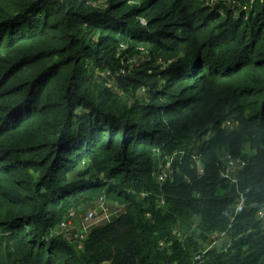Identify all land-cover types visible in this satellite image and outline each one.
I'll return each mask as SVG.
<instances>
[{
    "label": "trees",
    "instance_id": "16d2710c",
    "mask_svg": "<svg viewBox=\"0 0 264 264\" xmlns=\"http://www.w3.org/2000/svg\"><path fill=\"white\" fill-rule=\"evenodd\" d=\"M100 2L0 0V264H264V0ZM100 198L80 254L46 240Z\"/></svg>",
    "mask_w": 264,
    "mask_h": 264
},
{
    "label": "rangeland",
    "instance_id": "374dc122",
    "mask_svg": "<svg viewBox=\"0 0 264 264\" xmlns=\"http://www.w3.org/2000/svg\"><path fill=\"white\" fill-rule=\"evenodd\" d=\"M106 0H101V4H103ZM199 2V5L200 7L203 6V8H205V10L209 13H212L213 11H218L220 13V17L218 18H215V17H212V19H215L212 23L214 24V22L218 21L222 23L225 21L226 19V16H227V13H226V8H231V10H234L235 7H238L240 9H242L243 11H248L249 9V4L251 3L252 0H197ZM104 5V4H103ZM221 6L225 7V8H221ZM237 8V9H238ZM235 9V14L234 16L235 17H238L239 16V11ZM247 9V10H246ZM203 27L202 29V32L201 33H204V38L205 40L204 41H207V38L209 37V35L205 36V34H209V26L205 24H202L201 25ZM135 62V60H134ZM108 75H110V73H108ZM145 92V91H144ZM143 91L140 92V94L138 93V96L139 98H141V96L143 95L144 93ZM7 149V148H6ZM7 151H10V150H7ZM3 152H1V155H2ZM0 155V159H3V158H7L9 160H12V161H16V158L17 156L14 155L13 153L11 154V152H8L6 155ZM240 164H242V162H240ZM81 166L75 170H73V175L75 173V175H77V173L79 172V174H82L83 172H85V177L86 176H93V175H96L99 179L102 180V182L104 181H111L113 185H118V182L113 180V179H109L107 178L106 179V172L105 171H100L99 173L97 172L96 169H92V165L91 163H86V161H82V163L80 164ZM102 167H107L106 164L102 163L101 164ZM15 167L18 168V175H19V178H20V184L19 186L14 182V185L13 184H10V187H12L11 189L15 190V191H18L20 187H24V189H32V187L35 184V182L37 181V173L35 172V170H32L31 168H28V169H25L24 167H19V164H16ZM77 171V172H76ZM71 173V174H72ZM72 177V175H71ZM25 183V184H24ZM117 207L116 206H109L107 201L105 199H102L100 198L98 201L94 202L93 203V206H85L83 207V209L80 211V212H76V213H71L70 216L68 217H65L60 223L59 225L61 224L62 226V222L65 221V227H60L59 225L54 228L46 237V240L50 243L52 240H54L55 238H59L60 239H64L65 240V243H68L70 245V247L72 248H77L76 249V254H80L81 253V250L83 248H80V242L77 241V235H68L67 234V230L68 228H66V226H73L74 224L76 226H79L80 229H83L84 230V226L86 227V225L90 224L92 221H96V220H101L103 221L104 219H102V216L101 215H104V218H112L113 216L116 215V212L113 211L112 213H110V209H116ZM1 212V211H0ZM110 213V214H109ZM113 214L112 217H110L111 215ZM122 214V213H121ZM121 214H119L118 216H120ZM260 216V217H259ZM259 216L258 218L262 221V223L264 224V206L260 208V211H259ZM113 219L110 220V222L112 221ZM92 222V223H94ZM91 223V224H92ZM98 223H100V221H98ZM71 224V225H70ZM4 224L1 223L0 224V233L3 231V228H4ZM6 229H4L5 231ZM29 226H28V231H29ZM217 236V235H215ZM214 236V237H215ZM81 237H84L83 235ZM241 238H231L230 236H228L225 241H224V244L228 241L230 243H228V245L232 244V246H235L237 244H239L241 242ZM55 241V240H54ZM77 241V242H76ZM56 243V242H55ZM242 247H244L242 245ZM241 247V248H242ZM219 249L220 247L217 245L216 242L213 241V238L210 239V241L208 240L205 247L203 249L200 250V252L204 253L206 251H209L208 249ZM14 253V252H12ZM198 257V259L200 258V256H196ZM196 257H194V259H196ZM8 263L6 264H22V263H17V262H14L13 259H7Z\"/></svg>",
    "mask_w": 264,
    "mask_h": 264
},
{
    "label": "built area",
    "instance_id": "2783aa9c",
    "mask_svg": "<svg viewBox=\"0 0 264 264\" xmlns=\"http://www.w3.org/2000/svg\"><path fill=\"white\" fill-rule=\"evenodd\" d=\"M185 153L184 152H181V155H184ZM171 166V163H169L168 162V167L169 168H171L170 167ZM163 177H167V172L164 170L163 172H162V178ZM260 217V216H259ZM71 225V224H70ZM74 226H75V224L73 225V226H66V228H68V230H67V234L68 235H71V231H73V230H76V231H78V230H80V229H72V228H74ZM65 227V226H64ZM79 227V226H78ZM84 230H85V227H84Z\"/></svg>",
    "mask_w": 264,
    "mask_h": 264
},
{
    "label": "clouds",
    "instance_id": "9594fccd",
    "mask_svg": "<svg viewBox=\"0 0 264 264\" xmlns=\"http://www.w3.org/2000/svg\"><path fill=\"white\" fill-rule=\"evenodd\" d=\"M77 241H78V240H77ZM77 241H76V242H77ZM79 242H80V245H82V244H83V242H82V241H79Z\"/></svg>",
    "mask_w": 264,
    "mask_h": 264
}]
</instances>
